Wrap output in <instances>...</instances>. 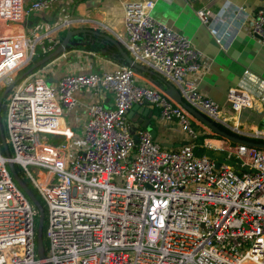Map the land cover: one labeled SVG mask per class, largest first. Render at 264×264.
Instances as JSON below:
<instances>
[{"label": "built area", "instance_id": "1", "mask_svg": "<svg viewBox=\"0 0 264 264\" xmlns=\"http://www.w3.org/2000/svg\"><path fill=\"white\" fill-rule=\"evenodd\" d=\"M68 2L0 0V94L13 85L2 99L3 134L12 154L6 157L0 143V264H264L263 149L229 145L226 160L234 164L196 154L194 116L166 92L138 85L131 65L64 74L54 86L44 79L48 63L25 74L35 56L56 48L53 33L77 21L65 18L32 35L2 28ZM153 6L152 0L124 5L130 58L170 81L206 118L226 125L220 104L198 89L202 52L154 18ZM229 7L232 24L244 9ZM195 14L221 43L218 26L224 18L216 25L208 10ZM251 32L264 47V6L255 13ZM83 90L111 94L113 107L88 105L71 148L77 134L65 115L76 110L75 93ZM227 101L234 115L253 107L240 90L230 91ZM141 104L155 108L163 122H176L187 143L166 149L145 129L135 140L127 111ZM252 135L264 141V133ZM9 162L44 203L42 259L36 249L38 209L15 182Z\"/></svg>", "mask_w": 264, "mask_h": 264}, {"label": "crops", "instance_id": "2", "mask_svg": "<svg viewBox=\"0 0 264 264\" xmlns=\"http://www.w3.org/2000/svg\"><path fill=\"white\" fill-rule=\"evenodd\" d=\"M133 1L145 0H70L66 4H58L51 11L35 12L22 24L8 23L2 30L32 35L52 30L61 20L71 18L77 22L70 28L53 33L58 43L56 48L62 41L60 40L62 32L89 28L112 37L126 51L123 29L124 5ZM152 1L154 2L151 11L153 17L188 37L194 47L202 52L203 66L197 81L198 89L218 102L223 115L227 118L226 125L217 123L216 125L226 128L229 131L227 133L237 138L242 136L254 138L252 134L255 132L264 133V128H260L264 123V47L251 32V22L256 11L264 6V0ZM228 7L243 8L244 15H238L230 24L227 20L231 16ZM198 9L208 10L216 25L221 17L224 18V22L218 26L223 32L221 43H217L210 28L199 21L195 14ZM236 23L238 26L235 25ZM70 42L71 45H68L61 55L48 62L47 67H51L49 75H52V86L64 74L101 73L116 66L128 65L117 48L99 36L78 35ZM102 44L109 47V50H106ZM139 65L141 69H135L138 85L158 88L164 92H167L169 87H174L178 91L166 78L143 64ZM232 90H240L248 94L253 107L242 109L238 115H234L227 101V95ZM75 97L77 108L68 116L72 128L80 127L86 115V108L91 103L100 102L105 107H113L112 95L104 91L83 90L76 92ZM141 106L145 107V110L138 108ZM127 119L134 136L139 130L145 129L166 149H177L188 141L186 134L176 122H163L152 106L146 104L131 106L127 111ZM67 121L69 120L66 119V124L70 126V122L68 124ZM193 127L198 135L196 140L198 150H196L199 155L204 153L202 150L205 147L227 155L226 148L236 144L218 135L196 118ZM200 136L205 137L200 140ZM218 147L225 149L220 150Z\"/></svg>", "mask_w": 264, "mask_h": 264}, {"label": "water", "instance_id": "3", "mask_svg": "<svg viewBox=\"0 0 264 264\" xmlns=\"http://www.w3.org/2000/svg\"><path fill=\"white\" fill-rule=\"evenodd\" d=\"M78 35H96V36H99V38L104 39L105 42H108V43L112 44L113 46H115L117 48V50L119 51L120 55L127 62L128 65H131L135 69H141V66L138 63L134 62L129 57L128 53L126 51H124L122 46L116 40H114L112 37H110L106 34L96 32V31L89 29V28H81V29H77V30H67L64 38L62 39V41L60 42L58 47L54 51H52L51 53H49L46 56H44L43 58H41L39 61L33 63L28 68V70L25 71V74L30 73L34 69H36V68L52 61L53 59L57 58L59 55H61L67 49L68 45H71L70 44L71 39L78 36ZM21 78L22 77L18 78V80ZM12 86L13 85H11L9 88L5 89L0 94V104L2 102L4 95ZM166 93L172 99H174L177 103L181 104L197 120H199L201 123L206 125L208 128H210L212 131H214L218 135H220V136H222V137H224V138H226V139H228V140H230L236 144H243L246 146H251V147H255V148H259V149L264 150V141L261 142V141L244 140L242 138H237L235 136H232L229 133H227L226 131L220 129V127H218V125H216V123L212 122L211 120L206 118L204 115H202L200 112H198L196 109L192 108L187 103H185L182 100L179 92L174 87H169V89ZM138 108L145 110V107H142V106L138 107ZM143 127H147V125H143ZM134 138L136 140L135 136H134ZM0 143H1L3 153L5 154L6 157H9L10 154H9L8 146H7L6 141L4 139V134H3V130L1 128V124H0ZM8 167L10 169V172L13 175L15 182L19 185V187L23 190V192L27 195V197L33 202V204L38 209V219H37V226H36V249H37L38 258L42 259L44 257V244H43V238H42L43 223H44V217H45L44 208L39 203L36 196L31 192V190L28 188V186L24 183V181L19 177L14 164L12 162H9Z\"/></svg>", "mask_w": 264, "mask_h": 264}, {"label": "rangeland", "instance_id": "4", "mask_svg": "<svg viewBox=\"0 0 264 264\" xmlns=\"http://www.w3.org/2000/svg\"><path fill=\"white\" fill-rule=\"evenodd\" d=\"M37 31L39 32V30H37ZM44 79H45L47 84H49V85L52 84L51 83L52 82V75L48 74L47 76H44ZM5 102H6V99L3 100L2 104H1V107H0V109H1V113H0V119L1 120L0 121H1V124H2L3 128L5 127V118H4L5 117ZM65 116H66V119L69 120V121H67V123L69 124V122H70V126L72 127L70 117H68V116H70L69 113H67ZM260 128H264V123L261 125ZM74 131L77 134V136L73 140H71L69 142V146L71 148H74L73 146L77 145V143H78L77 139H79V136H80L79 127H75ZM4 136H5V133H4ZM59 140H61V139H58L56 141H59ZM204 150H205V154H207L208 157H212L213 158V157H220V156L223 155L222 152L216 151V150H212V149H209L207 147H205ZM9 154H12L11 148H10V153ZM226 162L228 164H234L235 163V161L233 159H231V160L227 159ZM28 169L31 171L32 175L37 179L38 178V172L36 171V169L34 167H32V166H29ZM26 182L31 186V184L28 181H26ZM44 211H45V207H44ZM44 222H45V219H44ZM44 228H45V226H44ZM44 228H43V230H44ZM43 244H44V249H45L46 245H47V240H46L44 231H43Z\"/></svg>", "mask_w": 264, "mask_h": 264}, {"label": "trees", "instance_id": "5", "mask_svg": "<svg viewBox=\"0 0 264 264\" xmlns=\"http://www.w3.org/2000/svg\"><path fill=\"white\" fill-rule=\"evenodd\" d=\"M65 33H66V32H62V33H61V35H60V40H62V39L64 38ZM102 45L106 47V48H105L106 50H109V47H107V46L104 45V44H102ZM67 48H68V47H67ZM46 55H47V54L39 53L37 56H35L34 59H33V61H32V63H31L26 69H24V72L27 71L28 68H29L33 63L39 61L41 58H43V57L46 56ZM44 65H45V64H44ZM42 66H43V65H42ZM42 66H40V67H42ZM40 67L34 69L32 72L36 71V70L39 69ZM0 113H1V109H0ZM0 120H1V119H0ZM0 124H1V121H0ZM219 127H220V129H222V130H224V131H226V132H229L226 128H224V127H222V126H219ZM1 128H2V130L4 129L3 126H2V124H1ZM204 137H205V136H200V140H203ZM242 139H244V140H248V141H259L258 139H254V138H250V137H245V136H242ZM196 149H197V147H196ZM197 150H198V149H197ZM197 150H196V154L199 155V153H197ZM202 152H204V153L201 154V155H207V154H205V150H202ZM207 156H208V155H207ZM210 158H212V157H210ZM226 158H227V155H226V154H223V155L220 156V157H213L212 159L215 160L217 163H220V162L223 161V159L226 160ZM235 162H236V161H235ZM16 170H17V169H16ZM18 171H19V170H17V172H18ZM23 181H24V183L28 186V188L31 190V192L36 196L37 200L39 201V203H40V204L42 205V207L44 208V203H43V201L41 200L40 196L35 192V189H34L33 187H31V186L26 182V180H23ZM36 226H37V220H36ZM44 226H45V222L43 223V228H44ZM43 231H44V230H43ZM42 238H43V232H42Z\"/></svg>", "mask_w": 264, "mask_h": 264}]
</instances>
